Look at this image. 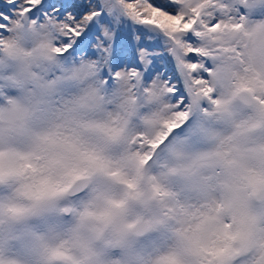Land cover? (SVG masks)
Wrapping results in <instances>:
<instances>
[{"label":"snow or ice","instance_id":"snow-or-ice-1","mask_svg":"<svg viewBox=\"0 0 264 264\" xmlns=\"http://www.w3.org/2000/svg\"><path fill=\"white\" fill-rule=\"evenodd\" d=\"M0 264H264V0H0Z\"/></svg>","mask_w":264,"mask_h":264}]
</instances>
